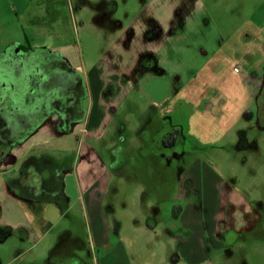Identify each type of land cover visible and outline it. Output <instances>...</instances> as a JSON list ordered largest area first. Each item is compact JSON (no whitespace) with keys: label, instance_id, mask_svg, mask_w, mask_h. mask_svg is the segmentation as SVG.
<instances>
[{"label":"rangeland","instance_id":"rangeland-1","mask_svg":"<svg viewBox=\"0 0 264 264\" xmlns=\"http://www.w3.org/2000/svg\"><path fill=\"white\" fill-rule=\"evenodd\" d=\"M98 1L0 0V56L12 51V46H22L26 39L37 46L65 45L78 54L79 46L82 56L79 61L89 68L104 52L119 23H125L127 9L141 10L157 0H103L109 6L107 17L101 20L102 7ZM199 1L205 16L203 25H214L229 42L222 52L230 58L244 57L247 48L244 42L251 40L237 42V39L244 30H257L252 22L264 17V0ZM82 22L89 29L80 28ZM36 26L50 28L49 32L56 35L36 32ZM104 30L106 33H101ZM263 37L261 34L251 47L252 52L244 57L249 67L263 60L258 51ZM175 61L180 60H172L173 75ZM230 67L224 68V77L232 84L237 74L233 76ZM239 69L245 74L250 72L244 67ZM82 72L75 71L79 77ZM178 90L176 87L175 91ZM194 90L195 87L187 89L192 94ZM233 110L236 111L229 116L235 118V124L225 135L210 115L197 114L184 102L182 105L173 102V112L164 120L170 123V128L176 126L182 130L181 140L178 139L172 154L178 155V161L182 150L186 164H180L182 160L172 161L174 165L164 169L159 165L149 167L140 160L125 167L104 164L101 171L104 178L98 186L105 188L94 195L93 206L83 210L78 203H72L59 223L35 229V233L30 230L36 224L28 222L31 217L28 208L25 206L20 213L6 202L5 211L0 212V264H99L106 253L113 258L107 264H264V92L248 115H242L239 105ZM77 142L78 137H70L66 145L74 147ZM43 162L55 166L54 158ZM196 162L199 170L204 169L205 176L216 173L219 179L205 181L204 195L196 182L187 179L186 183L182 182L179 197L176 191L181 188L179 177L183 176L185 167ZM161 174L165 176V185L159 180ZM119 175L131 177L128 185H118ZM66 191L74 198L71 178ZM10 192L21 200L20 195ZM40 196L37 218L44 204ZM91 209H97L100 215L104 229L101 237L106 236L102 242L94 241ZM48 216L54 221L59 213L50 206ZM3 220L11 226L23 225L13 229L4 225ZM176 236L187 239L185 259L179 254ZM15 242L18 245L9 249ZM73 254L77 259L69 260Z\"/></svg>","mask_w":264,"mask_h":264},{"label":"crops","instance_id":"crops-1","mask_svg":"<svg viewBox=\"0 0 264 264\" xmlns=\"http://www.w3.org/2000/svg\"><path fill=\"white\" fill-rule=\"evenodd\" d=\"M79 2L83 3V0ZM97 3L102 7L101 20L107 17L109 5L103 0ZM125 16V23H119L104 52L89 68L82 60L79 61L82 59L79 46L78 54L65 45L57 48L37 46L27 39L22 45L28 53H36L42 64L49 66L54 63L74 72L83 71L79 77L82 94L71 119L62 123L63 99H60L53 113L43 118L30 137L11 148L10 158L0 164V212L5 211L6 202L13 207V211L20 213L26 206L31 214L28 222L36 224L30 227L32 233L35 229L42 230L59 223L72 203H78L83 210L90 209L91 204L93 206L96 202L94 195L102 193L101 189L105 188L101 184L100 188L98 186L104 178L101 175L104 164L125 167L140 160L149 167L159 165L163 169L172 161L177 163L182 160L180 164H186L182 159V150L177 161L178 155L172 154L174 150L165 153L156 147L158 135L165 131H176L177 139L173 147H176L178 139L181 140L179 135L182 130L176 126L170 128V123L164 120L173 112V102L175 105L184 102L191 105L197 114L210 115L215 126L224 129H221V134H228L235 124V118L230 119L229 116L236 111L234 106L239 105L242 115H248L262 95L264 57L253 67L248 66L244 57L252 52L251 47L264 34V17L259 22L251 21L257 28L255 32L244 30L237 39V42L251 40V43L244 42L247 46L244 57L234 55L230 58L229 54L222 52L229 42L219 34L218 28L210 23L203 25L205 16L199 0H157L141 10L128 8ZM94 17L97 18V14L94 13ZM80 26L89 29L84 22ZM38 27L36 32L56 35V32H49L50 28ZM260 40L263 41L258 45V51L264 56V37ZM231 44L232 48L233 41ZM175 59L180 61H175L173 75L171 64ZM229 64L233 71L231 74H237L232 84L224 77V68ZM239 67L250 72L242 73ZM197 73L201 75L198 77ZM188 87H195L194 94L187 91ZM226 119L230 120L226 122ZM70 137H78L74 147L66 145ZM54 143L56 145L52 147ZM46 158H54L55 166L44 164ZM215 177L219 179L216 173L205 176L204 169L199 170L196 162L184 168L183 176L179 177L181 188L176 191L181 197L182 182L186 183L189 179L196 182L204 195L207 191L205 181L208 183ZM70 178L74 185V198L66 191ZM117 180L118 185L124 187L131 177L119 175ZM159 180L165 185L163 174ZM11 190L20 195L21 200L13 196ZM39 195L43 197L44 204L40 218H37ZM50 206L59 213L54 221L48 216ZM90 213L94 241L102 242L106 236L101 237L104 229L98 210L91 209ZM2 222L11 226L5 220ZM21 225L18 223L11 227L18 229ZM174 240L179 241V254L185 259L187 239L176 236ZM17 245L15 242L9 245V249ZM70 258L77 259L74 254ZM112 259L106 253L99 264H107Z\"/></svg>","mask_w":264,"mask_h":264},{"label":"flooded vegetation","instance_id":"flooded-vegetation-1","mask_svg":"<svg viewBox=\"0 0 264 264\" xmlns=\"http://www.w3.org/2000/svg\"><path fill=\"white\" fill-rule=\"evenodd\" d=\"M12 47L0 56V164L10 158L11 148L30 137L43 118L53 113L60 99L61 121L68 122L82 94L80 78L73 70L42 64L36 53H28L21 45ZM176 139V131H165L158 135L156 147L169 153Z\"/></svg>","mask_w":264,"mask_h":264},{"label":"trees","instance_id":"trees-1","mask_svg":"<svg viewBox=\"0 0 264 264\" xmlns=\"http://www.w3.org/2000/svg\"><path fill=\"white\" fill-rule=\"evenodd\" d=\"M264 92V88H263V91H262V93ZM260 100V99H259ZM259 100H258V103H259ZM260 112V111H259ZM260 114H261V112H260Z\"/></svg>","mask_w":264,"mask_h":264},{"label":"water","instance_id":"water-1","mask_svg":"<svg viewBox=\"0 0 264 264\" xmlns=\"http://www.w3.org/2000/svg\"><path fill=\"white\" fill-rule=\"evenodd\" d=\"M264 79V78H263ZM172 140H174V138L172 139ZM171 145V143L169 144V146Z\"/></svg>","mask_w":264,"mask_h":264}]
</instances>
